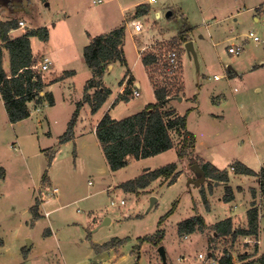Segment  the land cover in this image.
Masks as SVG:
<instances>
[{
  "label": "rangeland",
  "instance_id": "rangeland-1",
  "mask_svg": "<svg viewBox=\"0 0 264 264\" xmlns=\"http://www.w3.org/2000/svg\"><path fill=\"white\" fill-rule=\"evenodd\" d=\"M16 1L20 0H9V5L15 6ZM118 1L129 7L134 0ZM262 2L155 0L149 4L147 15L139 19L143 32L134 33L132 38L127 35L124 45L133 73L126 88L132 91L131 86L138 87L140 91V96L131 95L135 99L129 110L137 112L155 101L152 86L167 85L173 98L183 90L182 99H172L166 107L176 108L181 114L189 109L187 129L196 137V151L223 168L241 159L257 168L251 142L259 143L258 151L264 157V11L258 22L251 11L235 12ZM20 5L23 10L18 14L29 26L51 29L48 44L32 39L35 51L48 55L51 62L61 55L65 44L72 43L70 49L75 53L85 43V25L92 31L106 30L120 16L115 0H30L29 4L21 0ZM157 10L160 16L156 17ZM167 11H171L170 16ZM133 15H128V20L137 18ZM100 17L108 18L102 27ZM249 31L259 41L247 38ZM132 40L145 45L142 53H156L159 59L175 50L179 68L170 72L160 63L146 68L136 59ZM189 41L194 54L186 48ZM239 44L243 46L240 53L228 51V45ZM81 57L77 59H83V54ZM53 70L50 64L43 72ZM125 70L124 65L115 63L111 71L104 73V84L116 89ZM86 71V67L78 68L71 79L56 83L55 105L39 108L29 104V117L19 123L9 124L0 104V167L4 170L0 174V264H218L224 249L236 263L240 254L251 253L253 238L250 242V237L239 235L232 241L230 235H218L213 227L215 221L248 210L251 196L250 205L241 199L242 193H238L237 201L225 203L218 199L225 194L220 185L208 208L201 190L204 184H193L198 176L191 168L192 159L199 160L198 164L202 159L189 148L179 159L182 138L178 133L171 132L175 147L145 160L130 161L111 172L93 133L94 115L85 103L76 122L77 133L85 132L82 160L76 159L73 141L58 142L76 108L74 102L81 98ZM38 91L35 96L41 97ZM219 94H224V99L213 103L212 98ZM171 162H176L178 173L173 182L160 177L143 189L129 191L121 187L122 181L147 171L144 167L154 169ZM230 176L229 184L236 189L248 183L246 177ZM53 187L58 188L56 193ZM255 198V204L259 200L261 205L260 215L264 188ZM175 203L173 212L159 225V218ZM193 215L203 217V228L198 225L192 233H179L178 223ZM262 216L258 226L260 222V248L264 251V213ZM232 223L235 228L247 227V217L236 215ZM160 227L164 230L160 245L139 241V237L155 235ZM159 246L164 248L166 263Z\"/></svg>",
  "mask_w": 264,
  "mask_h": 264
},
{
  "label": "trees",
  "instance_id": "trees-1",
  "mask_svg": "<svg viewBox=\"0 0 264 264\" xmlns=\"http://www.w3.org/2000/svg\"><path fill=\"white\" fill-rule=\"evenodd\" d=\"M144 5L143 3L136 5L134 16L143 14L140 13L142 12L140 8L144 7ZM17 26L16 20L0 22V95L8 114V119L11 122L29 116L30 109L28 104L37 95L36 90L43 86L42 74L38 70V59L32 55L29 36H37L40 39L48 37V29L45 26L31 28L19 37H8V30ZM88 37L89 42L83 48V56L87 65L92 69L93 76L84 85L82 101L77 102L76 108L68 121L67 129L60 137L61 141L71 138L79 109L83 102H88L91 112H95L106 100L110 89L99 82V78L102 76L106 66L116 61L126 64L122 49L125 38L124 22L109 32L95 36L88 34ZM5 51L8 57V66H5L4 63ZM157 55L153 52L143 53L141 58L143 65L146 68L155 63L157 65L159 63ZM161 66L164 68L163 65ZM67 74H71V72L65 71L56 77L55 80L63 79ZM92 87L94 90L89 93L88 90ZM153 89L155 101L147 103L141 110L120 119L112 118L109 113H104L97 122L95 134L111 170H117L127 165L130 161L150 157L172 148L174 146V140L171 136L172 131L178 133L182 138V145L178 150L179 158L183 156L187 148L193 149L195 137L186 127L187 113L179 115L174 110H162L166 99L171 96V90L165 84L153 86ZM124 91L125 94H128L130 89L125 88ZM123 98L128 99L125 95ZM48 101L51 103L50 95ZM193 163H196L194 159L191 160V164ZM199 165L204 170L206 177L216 181H228L229 176L225 169H218L211 163L203 161ZM176 167V162H171L147 170L134 178L124 181L121 183V187L129 191H135L139 188L143 189L153 180L160 177H168L171 183L178 174ZM231 167L238 173L256 175L259 179L260 187L264 188V167L255 172L240 161H234ZM3 173L4 170L0 167V174ZM42 177H45V173ZM202 193L205 200V194L203 191ZM232 197L230 186H225V194L222 199L227 202ZM175 206L176 203L164 216L159 218V225L173 212ZM33 213L36 217L38 216L36 206L33 207ZM198 225H202L203 228L204 220L199 215H193L178 223V232L181 234L192 233L198 228ZM213 227L218 235H230L232 241L239 235L257 236L258 208L251 207L247 210V227L235 228L230 217L216 222ZM163 236L164 230L160 227L155 235L139 237V241H151L155 245H160ZM249 256V254L243 252L239 255L240 261L237 264H264V252L260 254L257 260H250L248 259ZM217 262L218 264H233L231 253L224 249Z\"/></svg>",
  "mask_w": 264,
  "mask_h": 264
},
{
  "label": "crops",
  "instance_id": "crops-1",
  "mask_svg": "<svg viewBox=\"0 0 264 264\" xmlns=\"http://www.w3.org/2000/svg\"><path fill=\"white\" fill-rule=\"evenodd\" d=\"M5 2V4H1L0 3V22L1 21H10V20H16L17 21V24H18V21L19 20H22V21H24V23L26 24L24 27H22V26H17V27H15V28H11V29H9L8 30V32H7V36L8 37H10V38H15V37H19V36H22L26 31H28L29 29H31V28H35V25L34 26H29L28 25V23H27V20L25 19V18H23L21 15H19L18 14V12L20 11V10H23V8H22V6L20 5L21 4V0L20 1H16L15 2V6H10L9 4H10V2H9V0H4ZM25 1V3L26 4H29V2H30V0H24ZM102 1V0H101ZM143 0H134L133 2H131V3H129V7H126V6H124V5H121V3L118 1V0H115V4H116V6H117V10L119 11V13H120V16H119V18H117V20H116V22H115V24H114V26H110L109 28H107L106 30H89L87 27L88 26H84V30H85V36L87 37V39L85 38L84 40H85V43H82L81 45H80V47L77 49V51L75 52V53H73V51L70 49V45H73L71 42V44H65V48H64V50H63V48H61V55H59V54H57L58 56L57 57H55V62H54V60L51 62V65L54 67V70L53 71H51L49 74H45V72H41V74H42V83H43V86L39 89V91H38V94L41 96V97H39V96H35V98L29 103V104H31V105H33L34 107H42V105H47L48 107H51V106H54L55 105V98H54V95H53V91H54V85L56 84V83H59V82H63V81H67V80H69V79H71L75 74H76V70L79 68V69H83L84 70V68L86 67L87 68V79H86V81H85V83H84V85L86 84V82H87V80H89L90 78H92V76H93V71H92V69L87 65V63H86V61H85V59H84V56H83V59H77V57L79 56L80 58H82L81 56H82V54H83V48H84V46H85V44H87L88 42H89V37H88V34L90 35V36H95V35H98V34H100V33H105V32H109V31H111L112 29H114V28H116V27H118L122 22H124L125 23V38H124V44H123V46H122V49H123V53L125 52L124 51V45H125V42H126V36L127 35H129L130 34V36H131V38H132V35L135 33H141V32H143V25H142V31H139V32H136L135 30H134V28H133V22L135 21V20H138V21H140L139 19H140V17H142V16H146L147 15V13L148 12H146L147 11V9H148V11H149V4H152L149 0H148V2L147 3H145V5H144V7L142 6V8H140V11H142V12H140V13H143V14H141V15H139V16H137V18H132L131 20H128L129 18H128V15H130V14H132L133 12H135L134 10H135V7H136V5H138V4H141V3H143L142 2ZM144 4V3H143ZM146 4H148V5H146ZM248 11H251V13H252V18H253V20L255 21V22H258V21H260V18H259V14H261L263 11H264V0H263V2L262 3H259L258 5H255V6H250V7H247V8H245V9H243V10H237L235 13L236 14H243L244 12H248ZM134 16V15H133ZM155 16L157 17V16H160V11H155ZM118 17V16H117ZM108 18H105V17H100V19H98V23H99V26L100 27H102V25H103V23L107 20ZM111 25H113V24H111ZM37 26V25H36ZM41 26H43V25H41ZM40 27V26H39ZM48 29V37L46 38V39H40V38H38L37 36H29V40H30V47H31V52H32V55L34 56V57H37V59L39 60V58L41 59L43 56H47L48 57V55H46L45 53H37V51H35V49L36 48H34V44H33V42H32V39L33 38H37L38 40H44L45 41V43L46 44H48L49 43V40H50V31H51V29L50 28H47ZM247 38H250V37H247ZM252 39V38H251ZM88 40V42H86ZM133 41V45H134V51H135V53H136V59H138V60H140L141 62H142V50H141V48L142 47H144L145 45H140V44H136L135 42H134V40H132ZM255 41V40H254ZM257 41H259V40H257ZM0 43H1V40H0ZM229 46V45H228ZM139 49L141 50L140 52H139ZM59 52V51H58ZM76 53H77V55H76ZM141 53V54H140ZM5 54H6V56H5V66H8V64H9V62H8V57H7V53H6V51H5ZM124 57H125V60H126V64H122V65H124L125 67H126V70H125V72H124V74L122 75V77H121V79H119V81H118V84H117V88L116 89H114V88H112V87H109L108 85H105L104 84V81L102 80V77H103V75H104V73L106 72V71H111L112 69H113V67H114V64L115 63H117V62H119V61H116V62H113V63H111V64H108L107 66H106V69H104V72H103V74H102V76L99 78V80H101V82L103 83V85H105L106 87H108L109 89H110V92H109V94H108V96L106 97V100L103 102V104L95 111V112H91V107H90V105H89V103L88 102H83L82 104H81V106H80V108L86 103L87 105H88V108H89V111H90V113L91 114H93L94 115V121H95V124H94V127H93V133H94V135H95V138H96V141H97V146L99 147V150H100V152H101V154H102V156H103V158L105 159V156H104V154H103V151H102V148H101V146H100V143H99V141H98V139H97V137H96V134H95V127H96V124H97V122L100 120V118L103 116V114L104 113H109L110 114V116L112 117V118H115V119H120V118H123V117H125V116H127V115H130V114H132V113H135V112H132L133 110H129V108H130V103H132V101H133V99H135V98H133V97H131V92H130V94H125L124 92V90H125V88L128 86V85H130L129 83H128V79L129 78H133V73H132V70L129 68V66H128V60H127V58H126V56H125V53H124ZM49 58V57H48ZM69 58V59H68ZM50 59V58H49ZM51 61V60H50ZM120 63V62H119ZM121 64V63H120ZM143 64V63H142ZM262 64H264V63H262ZM84 66V67H83ZM229 68H231L230 66H228ZM128 70V71H127ZM65 71H69V72H71V74H67L63 79H60V80H55V78L56 77H58L59 75H61L63 72H65ZM147 72V71H146ZM147 75H148V72H147ZM229 76H231V74H229ZM148 78H149V75H148ZM215 79H218V78H215ZM149 80H150V78H149ZM33 81H35V79H33ZM150 83H151V81H150ZM84 85H83V87H84ZM151 85H152V83H151ZM44 87V88H43ZM132 87V88H131ZM130 88L131 89H133L134 87L133 86H131ZM152 88H153V86H152ZM137 89L139 90V88L137 87ZM93 90H94V88L92 87V88H90L89 90H88V92L89 93H92L93 92ZM153 93H154V89H153ZM183 93V90L182 91H180V93L177 95V96H175L174 98L172 97V96H169L167 99H166V102H165V104L163 105V107H162V110H174L177 114H179V115H182L181 113H179L178 112V110L176 109V108H174V109H172V108H168V107H166V105L167 104H172V99H175V98H177V100H181L182 99V94ZM83 94H84V88H83V92H82V95H81V98L78 100V101H75L74 103H75V106H76V104H77V102H80V101H82V98H83ZM49 95H50V98H51V103L48 101L49 100ZM126 96V98L128 97V99H124L123 98V96ZM140 96V95H139ZM216 97V98H215ZM224 94H219V95H217V96H214V98H212L213 99V103H218V102H220V100L223 98L224 99ZM193 99H195V96H194V98ZM0 104H2L3 105V107H4V103H3V100H2V98H1V95H0ZM28 104V105H29ZM145 106V105H144ZM143 106V107H144ZM143 107H141L140 108V110L143 108ZM4 110H5V114H6V116H7V120H8V122H9V124H11V125H13V124H16V123H19V122H21L22 120H24V119H26V118H23V119H21V120H18V121H15V122H11L9 119H8V114H7V112H6V109H5V107H4ZM188 111H189V109L186 111V113H188ZM123 112V113H122ZM185 114V113H184ZM79 116V115H78ZM29 117V116H28ZM77 119H78V117H77ZM70 120V119H69ZM76 122H77V120H76ZM186 127H187V114H186ZM77 125H76V123H75V125H74V128H73V134H72V136H71V138L70 139H68V140H65L64 142H66V141H73L74 142V144H75V156H76V159L78 160V161H81L82 160V148L84 147V143H83V139H84V137H85V132H79V133H77ZM188 130V129H187ZM188 131H190V130H188ZM65 132V131H64ZM63 132V133H64ZM191 133H193L192 131H190ZM46 133H50V131H47ZM62 133V134H63ZM61 134V135H62ZM61 135L59 136V140H58V142L59 143H63L61 140H60V137H61ZM193 135H194V133H193ZM194 137H195V135H194ZM196 137H195V141H194V147H193V149H192V153H194V155H196V156H198L200 159H202V161L203 162H209V163H211L212 165H214L216 168H218V169H225L226 171H227V173H228V176H229V179H228V181L227 182H224V181H216V180H214V179H210V178H208V177H206L205 178V181L203 182V183H201V184H204L203 186H201V190L204 192V194H205V201H206V204H208V208H210L211 207V197H212V195L213 194H215L216 193V191H217V187L218 186H220V185H223L224 186V189H225V186H230V188H231V191H232V195H233V197H232V199L231 200H229V201H227V202H225V203H232V202H234V201H237L240 197H239V194L238 193H242V197H241V199L242 200H245V202L246 203H248L249 204V201H250V196H251V198H252V200H251V206H250V208L251 207H257L258 208V206L260 205V202H259V200H257V205L255 204V201H254V199H256L255 198V196L258 194V192L260 191V189H262L261 187H260V183H259V179H258V177L256 176V175H249V174H243V173H238V172H235V170L231 167V165H232V163L234 162V161H240L241 163H243V164H245L247 167H249L250 169H252L253 171H255V172H258L262 167H264V157L261 155V152H259L258 151V147H259V143L257 144V143H255V142H251V145H252V149H253V154H254V156H255V158H256V163H257V165H259L257 168H252L248 163L249 162H246V161H244L243 159H241V160H234V161H232L231 163H230V166L229 167H227V168H223L222 166H218V164L217 163H215V162H212V160H208L206 157H204V156H202V155H200L197 151H196ZM95 146H96V144H95ZM175 147V146H174ZM148 157H146V158H141L140 160H145V159H147ZM180 159V158H179ZM139 160V159H138ZM50 161H51V159H50ZM196 161H199V160H196ZM105 162H106V159H105ZM50 163V162H49ZM107 163V162H106ZM199 163V162H198ZM108 165V164H107ZM108 168H109V166H108ZM145 169L144 170H150V169H147V167H144ZM109 170L111 171V172H113V171H116V170H111L110 168H109ZM45 173V175H46V173H47V171H45L44 172ZM234 175V176H241V177H246V180H248V183H250V184H248L247 183V185L246 184H244V185H237V186H240L239 187V189L237 188H234L233 187V185L232 184H229V182H230V178H231V176L230 175ZM46 177V176H45ZM210 180L211 181V183L210 182H208L207 180ZM156 180V179H155ZM122 182H124V181H122ZM90 183V182H89ZM152 183V182H151ZM150 183V184H151ZM149 184V185H150ZM209 184H212V187H210L209 188ZM207 188H209V190L207 189ZM224 194V193H223ZM247 194V195H246ZM238 195V196H237ZM223 196V195H222ZM222 196H220V197H218V199L219 200H222ZM249 200V201H248ZM43 203V202H42ZM42 203H40L39 205H40V207L42 206ZM250 205V204H249ZM260 207H261V205H260ZM248 208V207H247ZM247 208L245 209V211H244V213H242V212H239V213H237V214H235L234 216H227V217H230L231 218V220H232V222H235V219H236V215H241V214H244V218L246 219V217H247V212H246V210H247ZM261 210V214L259 215V213H258V218H262L263 216V213H264V209H260ZM202 217V216H201ZM227 217H225V218H227ZM203 218V217H202ZM224 219V218H223ZM204 220V219H203ZM222 220V219H221ZM218 221H220V220H218ZM218 221H215V223L216 222H218ZM205 223V222H204ZM214 223V224H215ZM210 224V223H209ZM242 236H245V237H250L251 239H249L250 240V242H251V240H252V238L254 239V240H258V242H254V244L252 245L253 246V250H252V252L251 253H249L248 251H245L247 254H249L250 256H249V258L248 259H250V260H257L258 259V257L260 256V254L261 253H263L264 251H262L261 250V248H260V222H259V226H258V234H257V236H253V235H242ZM99 244V243H98ZM210 255H211V253H210ZM239 259V258H238ZM232 260H233V258H232ZM215 261V260H214ZM240 261V260H239ZM239 263V262H238ZM233 264H237L236 262H233Z\"/></svg>",
  "mask_w": 264,
  "mask_h": 264
},
{
  "label": "built area",
  "instance_id": "built-area-1",
  "mask_svg": "<svg viewBox=\"0 0 264 264\" xmlns=\"http://www.w3.org/2000/svg\"><path fill=\"white\" fill-rule=\"evenodd\" d=\"M101 0H92L93 3L96 2H100ZM151 3L154 2L155 0H149ZM133 28L136 32L142 31V23L138 20H135L133 22ZM19 26L24 27L26 24L24 23V21L19 20L18 21ZM248 37L252 38L253 40L257 41L259 40V38L257 37V35H255L252 31L248 32ZM145 47H142L141 50H144ZM243 46L242 45H229L228 46V51L230 53H235L238 54L242 51ZM158 56V55H157ZM158 62L160 63V65L164 66V69H167L170 72H174L178 69L179 67V55L177 54V52L175 50H169L167 51V53L165 55H163V59H159L158 58ZM51 64L50 59L47 56H43L42 60L39 62V67L38 70L40 72L45 71L48 69L49 65ZM215 78H219L218 76H214ZM132 96L137 97L140 95V91L137 89V87H134L132 89L131 92ZM58 191L57 187H53L52 188V192L56 193ZM113 203V202H112ZM121 203H123V201H121ZM256 242H258V240H255ZM199 256L201 258H203V255L201 253H199ZM95 264H99V263H95Z\"/></svg>",
  "mask_w": 264,
  "mask_h": 264
},
{
  "label": "water",
  "instance_id": "water-1",
  "mask_svg": "<svg viewBox=\"0 0 264 264\" xmlns=\"http://www.w3.org/2000/svg\"><path fill=\"white\" fill-rule=\"evenodd\" d=\"M166 15L170 16L171 11H167ZM186 48L188 49V52L190 51L194 54V50H193V47H192V44L190 41L186 44ZM191 168L196 172V174L198 176V179H196L193 182V184L200 185L201 183H203L205 181V178H206L204 170L202 169V167L198 163L191 164ZM158 251L161 255L163 262L166 263V256H165V251H164L163 246H159ZM208 256H210V253H208Z\"/></svg>",
  "mask_w": 264,
  "mask_h": 264
}]
</instances>
